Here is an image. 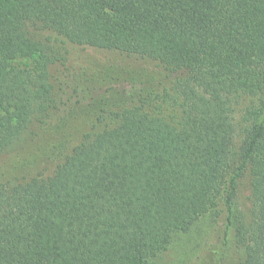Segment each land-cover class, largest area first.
<instances>
[{
    "label": "trees",
    "instance_id": "16d2710c",
    "mask_svg": "<svg viewBox=\"0 0 264 264\" xmlns=\"http://www.w3.org/2000/svg\"><path fill=\"white\" fill-rule=\"evenodd\" d=\"M211 212L264 264V0H0V264H152Z\"/></svg>",
    "mask_w": 264,
    "mask_h": 264
},
{
    "label": "rangeland",
    "instance_id": "374dc122",
    "mask_svg": "<svg viewBox=\"0 0 264 264\" xmlns=\"http://www.w3.org/2000/svg\"><path fill=\"white\" fill-rule=\"evenodd\" d=\"M23 63L22 60L19 61ZM237 208L247 210L251 207L250 188L247 180L239 185ZM215 214L208 213L201 217L192 229L187 233L175 235L170 248L158 255L152 264H218L217 249L227 251L233 257L238 255V249L234 242V230L231 229L228 236V246L225 250L219 249L214 237Z\"/></svg>",
    "mask_w": 264,
    "mask_h": 264
}]
</instances>
